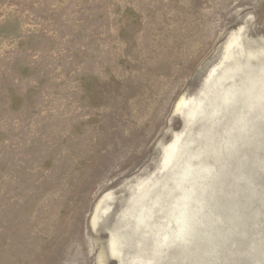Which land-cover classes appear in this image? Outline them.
<instances>
[{"label": "rangeland", "instance_id": "1", "mask_svg": "<svg viewBox=\"0 0 264 264\" xmlns=\"http://www.w3.org/2000/svg\"><path fill=\"white\" fill-rule=\"evenodd\" d=\"M100 256L264 264V0H0V264Z\"/></svg>", "mask_w": 264, "mask_h": 264}, {"label": "bare ground", "instance_id": "2", "mask_svg": "<svg viewBox=\"0 0 264 264\" xmlns=\"http://www.w3.org/2000/svg\"><path fill=\"white\" fill-rule=\"evenodd\" d=\"M228 129V128H227ZM145 194V193H144ZM191 205V203H190ZM192 207V206H191ZM215 208V207H214ZM195 209V208H194ZM195 211V210H194ZM183 213V212H182ZM183 215V220L185 221V215H186V212L184 210V213L182 214ZM195 221V220H194ZM196 222V221H195ZM179 223V222H178ZM181 223V222H180ZM194 223V222H193ZM196 225V223H195ZM184 226V225H183ZM182 227V226H181ZM194 228V227H193ZM188 229V228H187ZM186 233V231H184ZM184 232H182V236H184ZM188 233V232H187ZM193 235V233H192ZM116 236V235H115ZM187 243V242H186ZM119 243H118V240H117V237H114L112 240H111V249H113V255L115 257H119L120 256V250H119V247H118ZM188 245V244H187ZM121 258V257H120ZM119 258V259H120ZM100 260L98 261L99 264H107V261H106V258L105 256H100L99 258Z\"/></svg>", "mask_w": 264, "mask_h": 264}]
</instances>
